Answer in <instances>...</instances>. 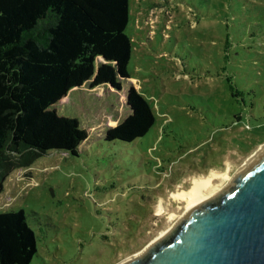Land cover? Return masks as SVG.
I'll return each instance as SVG.
<instances>
[{"label":"rangeland","instance_id":"374dc122","mask_svg":"<svg viewBox=\"0 0 264 264\" xmlns=\"http://www.w3.org/2000/svg\"><path fill=\"white\" fill-rule=\"evenodd\" d=\"M129 8L126 84L149 102L154 125L132 142L105 141L128 114L123 91L106 85L87 82L56 104L87 131L77 155L50 151L11 172L0 193V212L22 209L36 233L29 264L115 262L177 216L186 203L173 193L210 170L230 175L264 139V0H129Z\"/></svg>","mask_w":264,"mask_h":264},{"label":"trees","instance_id":"16d2710c","mask_svg":"<svg viewBox=\"0 0 264 264\" xmlns=\"http://www.w3.org/2000/svg\"><path fill=\"white\" fill-rule=\"evenodd\" d=\"M129 16V0H0V193L11 172L50 151L77 155L87 131L56 104L87 82L125 96L128 114L107 127L105 141L132 142L154 125L149 102L126 84ZM229 47L226 35L224 61ZM225 81L238 95L231 76ZM36 251L24 211L0 212V264H29Z\"/></svg>","mask_w":264,"mask_h":264},{"label":"water","instance_id":"95a60500","mask_svg":"<svg viewBox=\"0 0 264 264\" xmlns=\"http://www.w3.org/2000/svg\"><path fill=\"white\" fill-rule=\"evenodd\" d=\"M110 264H264V139L223 185L183 206L159 234Z\"/></svg>","mask_w":264,"mask_h":264},{"label":"bare ground","instance_id":"6f19581e","mask_svg":"<svg viewBox=\"0 0 264 264\" xmlns=\"http://www.w3.org/2000/svg\"><path fill=\"white\" fill-rule=\"evenodd\" d=\"M227 171L219 172L210 170L209 173L205 176L195 177L191 180V185L186 190H180L176 193H173L172 196L178 200H181L188 204L189 202L205 195L204 192L209 190L212 187V182L215 179H227ZM162 207H157L156 214H160Z\"/></svg>","mask_w":264,"mask_h":264}]
</instances>
